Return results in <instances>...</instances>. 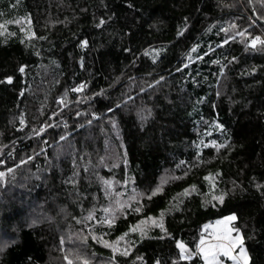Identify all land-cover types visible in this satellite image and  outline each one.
<instances>
[{
  "label": "trees",
  "instance_id": "1",
  "mask_svg": "<svg viewBox=\"0 0 264 264\" xmlns=\"http://www.w3.org/2000/svg\"><path fill=\"white\" fill-rule=\"evenodd\" d=\"M250 21L264 38V0H0V245L12 241L4 263L68 264V255L72 264H202L180 260L175 239L194 249L204 224L236 213L250 264H264V47L222 43L219 31ZM81 81L87 87L72 92ZM41 126L46 135H35ZM104 180L117 184L107 194ZM150 185L162 189L151 199ZM141 190L131 205L142 203L141 213L99 222L118 192ZM221 192L223 202L212 199ZM161 212L171 237L160 239L154 222L143 238L129 231ZM93 234L123 236L129 255Z\"/></svg>",
  "mask_w": 264,
  "mask_h": 264
},
{
  "label": "snow or ice",
  "instance_id": "2",
  "mask_svg": "<svg viewBox=\"0 0 264 264\" xmlns=\"http://www.w3.org/2000/svg\"><path fill=\"white\" fill-rule=\"evenodd\" d=\"M104 20H100V24H103ZM100 24L97 25V27L100 26ZM255 26V23L250 21L248 24V28L244 30H237L239 28L238 25H236L234 22L232 24H229L226 28H221L219 31L225 33V39L222 41V43H227L228 41H231L235 39V37H240L241 39L245 40V43L248 45H251L253 49L257 47V44L260 46L264 47V38L261 37V35H252L250 29H252ZM3 25H0V28H2ZM235 32V36L232 35V33ZM177 35H181V32H177ZM246 38V39H245ZM88 41L86 39L80 41V46H86ZM125 51H129V49H125ZM154 53H158L160 50L159 49H153L152 50ZM145 55H148V52L145 51ZM232 61H235L237 58L232 57ZM153 60L155 61V56H153ZM213 63H217V61H213ZM25 66H21L19 68V71L22 73L24 72ZM221 72L224 71V68L220 69ZM256 69L252 68L251 72H255ZM245 74H250V73H245ZM5 81L8 83H11L13 80L12 76H6ZM161 80L163 77L160 78ZM85 87H87L86 83L81 81L80 84L76 85L74 88L71 89L72 92L75 93H80ZM144 89H141V92H143ZM23 95V91L20 93ZM103 94V90H101V93ZM218 94V93H217ZM93 96H96L97 93H92ZM77 99H81V97H77ZM130 99V98H129ZM117 110H119V106H117ZM113 109L111 107L107 108V112L111 113ZM57 113L53 112L52 115L55 116ZM77 116H80L81 114L79 112H76ZM91 115L95 118L97 117V113L93 111ZM109 122L113 125V127L116 126V121L114 118L110 117ZM25 123V120L21 116L20 118V124L23 125ZM87 124H91L92 121H86ZM47 127H55V125H46ZM215 127L219 130H222L223 132H226L225 126L221 123H216ZM40 133H45V126H41L39 128V131L35 133V135L39 136ZM60 139L63 140L64 136L61 135ZM230 139V138H228ZM228 139L224 141L225 144L228 143ZM209 143L217 148L222 147L223 145H220L217 143L216 140H211ZM207 146V145H205ZM36 153H34L35 155ZM40 154H43V148L40 149ZM28 160H31L32 157L28 156ZM5 162L3 160H0V165H3ZM25 159L20 158V164H24ZM13 172V167H8L7 168V173H12ZM6 173L5 171H0V181L3 180L5 177ZM211 178V174L206 175L203 179L205 181L209 180ZM105 185H107L105 192L107 194L108 189L112 187V183L109 182L108 180L103 181ZM66 183H74V181H66ZM258 189L261 188V185L257 184L255 185ZM196 189L195 185H192L190 188L184 189L185 194H189L191 191H194ZM162 189L160 186L152 187L151 185L149 186V189L146 190V194L148 195V198L151 199V196L160 192ZM227 193L226 192H221L218 196L213 195L212 199L213 200H218L220 202H223L224 197ZM119 196L120 193H117ZM135 200V197H129L127 201H122L118 200L116 201V204L118 207L115 208H109L105 207L103 208V212L108 214L105 217H103L99 222L103 224H112L115 223V215L114 213L116 211H134L135 213H141L143 209V205L140 202H136V206L132 207V202ZM127 205V207L125 206ZM60 211H64L63 208L60 209ZM164 213L161 212L160 219L155 220L153 216L148 215L145 219H141L136 222L135 225H131L129 227V231L135 232L137 230L140 231V235L143 238L145 235L144 229L141 227L142 225L145 224V221H153L156 226H158L161 231L164 233L163 236L159 237L160 239H163L165 237H171V234L167 232L165 229L162 219H163ZM92 218V213L89 212L87 217H84V220H88ZM46 219L52 220L54 217L52 216H47ZM237 214L236 213H231L227 216L222 217L221 219H218L215 221V227L212 229L211 232L208 233L207 236L201 235L199 242L195 244L194 249H189V246L182 240L180 239H175V247L179 250L178 256L180 260H189V261H194V259L198 258L202 264H226V260L230 261L231 264H250V256L247 252L246 246L244 244V237L242 236L240 229L236 227H230L229 223L230 221H235L237 220ZM33 223H36V221H33ZM211 227L209 224H205L204 228L208 229ZM235 233V235H233ZM127 233L124 234L126 236ZM92 238L94 240H97L98 242H103L106 247H109L112 249L113 253H116L117 251L120 252L121 255L127 257L129 255V250L131 245L128 243V241H125V246L123 249H119L117 247V243L123 239V236H117L115 241L108 242V241H99L98 238L93 234ZM12 241H6L2 245H0V251H3L4 248L8 246L9 243ZM63 244V240L61 241ZM66 261H68V264H72L71 260L69 259V256L66 255L64 257ZM136 259H140V257H136ZM29 264H31L29 260ZM84 264H87V261L84 262ZM154 264H160L159 260L154 261Z\"/></svg>",
  "mask_w": 264,
  "mask_h": 264
},
{
  "label": "rangeland",
  "instance_id": "3",
  "mask_svg": "<svg viewBox=\"0 0 264 264\" xmlns=\"http://www.w3.org/2000/svg\"><path fill=\"white\" fill-rule=\"evenodd\" d=\"M0 171H5V170H0ZM5 172H6V171H5ZM169 176H170V174H168V172H165L164 175H163V177H162L163 181L166 180ZM3 180H4V178H3ZM116 185H117V184H114V185L112 184V187L110 188V190H113V189H114V186H116ZM128 191H129V189H128L126 192H128ZM118 193H120V195H119V196L117 195V196H115V197L112 199V201H111V203H110V208L118 207L117 204H116V201H118V200L127 201L129 197H135V200H134V201H136V199H140V198L145 194V191L141 190L140 192H136L135 194L133 193V194H129V195H127V194H123V195H121V192H118ZM134 201H133V202H134ZM116 212H117V211H116ZM116 212L114 213V215L116 214ZM92 213H93V212H92ZM228 215H229V214H228ZM225 216H227V215H225ZM222 217H224V216H222ZM222 217H219V218H216V219H214V220L208 221L206 224L211 225V227H209L208 229H205L204 226H203V228H202V230H201V235L203 234V235L207 236L208 233L211 232L212 229L216 226V225H215V221L218 220V219H221ZM152 222H153V221H148V220H146V221H145V224L142 225L141 227H142L143 229H145L146 227H150V226L152 225ZM228 223H229V226H230V227H236L234 221H230V222H228ZM204 225H205V224H204ZM236 228H237V227H236ZM240 232H241V234H242V231H241V230H240ZM233 235H235V233H233ZM242 236H243V235H242ZM199 239H200V238H199ZM124 246H125V240H124V239L120 240V241L117 243V247H118L119 249H123ZM4 250H5V248L3 249V251H0V258H1V263H2V264H5L4 261H3ZM247 252H248V251H247ZM248 254H249V253H248ZM24 260H25V257H24V256H21V258H20V260L18 261V263L16 262L15 264H24V263H25ZM225 261H226V264H231V262L228 261V260H226V258H225Z\"/></svg>",
  "mask_w": 264,
  "mask_h": 264
}]
</instances>
